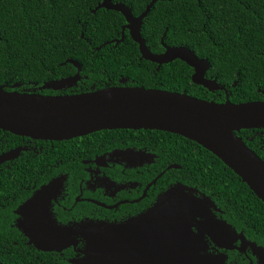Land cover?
<instances>
[{
	"label": "trees",
	"instance_id": "16d2710c",
	"mask_svg": "<svg viewBox=\"0 0 264 264\" xmlns=\"http://www.w3.org/2000/svg\"><path fill=\"white\" fill-rule=\"evenodd\" d=\"M151 1L112 0L114 4L129 7L136 17ZM101 2L0 0V87L8 91L70 95L109 87L140 86L224 102V91H210L193 83V69L185 62L175 60L158 70L157 64L141 59L139 46L128 30H125L123 42L107 44L98 50L106 42L120 40L126 25L119 12L99 9L94 13ZM141 34L154 54L165 51L163 39L166 46H186L199 58L208 59L211 67L206 77L217 79L225 86L232 103L264 100V0L158 1L144 19ZM74 60L80 63L81 72L73 87L60 91L39 90L47 82L75 76L78 69L71 62ZM124 78L126 82L121 84ZM243 131L237 135L242 137ZM245 132L250 134L251 130ZM155 133L159 146L166 153L173 149L172 161L186 170V173L176 171L174 179L218 199L223 206L235 211L236 225L245 231L251 230L252 236L255 233L263 236L259 243L264 245V203L241 178L195 142L176 134ZM104 134L101 131L88 137L54 141L46 147L44 142H39L45 148L43 152L31 153L28 158H24V154L11 164L10 171L5 169L0 173L2 263L77 264L79 254L68 262L62 258L56 262L29 248L31 245L28 247L20 240L25 237L29 242L15 226L13 210L30 195L25 189L26 180H30L31 185H40L51 177L52 174H46L52 168L53 175L58 172L66 181V174L79 161L75 152L82 143L101 142ZM0 135L5 139L8 136L9 140H22L2 130ZM247 144L251 147L249 142ZM17 148L21 153L28 151L23 146ZM252 150L260 156L254 148ZM164 159L166 155L163 154L158 164L164 165ZM38 170H43V175L37 174ZM72 255L71 251L65 253L66 257Z\"/></svg>",
	"mask_w": 264,
	"mask_h": 264
},
{
	"label": "water",
	"instance_id": "95a60500",
	"mask_svg": "<svg viewBox=\"0 0 264 264\" xmlns=\"http://www.w3.org/2000/svg\"><path fill=\"white\" fill-rule=\"evenodd\" d=\"M158 1L152 0L138 17L122 3L102 0L93 11L121 13L125 30L139 46L141 59L158 65L175 60L193 69L192 81L210 91H224L217 79L206 77L211 64L186 46H166L161 54L152 53L141 30L144 19ZM75 76L45 83L39 88L56 91L73 87L80 79L81 65ZM264 128V100L245 103L207 101L186 93L143 87H109L70 95H45L37 92L8 91L0 87V130L15 136L43 141H68L103 130H158L182 136L219 158L264 203V161L252 151L237 132ZM17 151L0 155V163L15 158ZM64 176L43 186L16 211L21 217L15 226L28 238V244L43 252H62L86 242L77 264H222L212 255L201 256L196 242H202L191 228L192 221L207 216L204 204L211 199L184 184L170 187L148 213L122 224L82 222L75 228L61 226L49 218V202L56 195ZM62 184H60L61 187ZM55 191L53 194L52 192ZM207 198V200H206ZM210 199V200H208ZM199 229L200 225H198ZM203 230V229H202ZM205 233L207 232L204 230ZM209 233V232H207ZM221 234L218 230L213 235ZM77 237V239L75 238ZM261 259L264 252H260ZM74 263V261H73ZM0 264H4L0 261Z\"/></svg>",
	"mask_w": 264,
	"mask_h": 264
},
{
	"label": "flooded vegetation",
	"instance_id": "af4514ba",
	"mask_svg": "<svg viewBox=\"0 0 264 264\" xmlns=\"http://www.w3.org/2000/svg\"><path fill=\"white\" fill-rule=\"evenodd\" d=\"M125 82V78L120 80L121 84ZM227 99H229L228 91L225 92L224 102ZM246 130H251L250 134L246 133ZM155 131L158 130H103L105 132L103 141L96 144H94L96 140H89L91 144L83 142L79 151L75 152L76 155H79V161H76L75 165L72 166L73 170L66 174L68 179L60 183L62 184L61 187L59 184L57 193L52 192L56 195H53L49 202V218H53L58 225L71 228H75L77 224L82 222L122 224L148 213L156 206L161 195L173 185L184 184L174 177L177 175L176 171L186 173V170L181 164L172 161L173 149L166 153L159 146ZM92 134L82 137H88ZM238 137L245 138L246 140L243 138L242 140L246 145L248 146L247 142H249L251 147L260 153L261 157L257 155L264 161V128L244 129L242 137ZM39 142H44L46 147L54 141L34 140L27 137H22V140L18 141L9 140L8 136L5 139L4 136L0 135V155L17 151L15 158L0 163V173L5 169L10 171L11 164L22 158L24 154H26L24 158H28L31 153L43 152L45 148L43 149V145H40ZM20 146L27 148L28 151L21 153L17 148ZM251 147L249 148L252 150ZM163 154L166 155L164 165L158 164ZM54 171L52 168L49 172L46 171L48 172L46 175H52L40 185L37 183L31 185L30 180H26L25 189L30 192V195L18 205L19 208L43 186L63 176L58 172L53 175ZM40 173L43 175L44 171L38 170L37 174ZM203 193L198 191L199 195ZM207 197L211 199H208L211 201L209 205L204 204L208 215L197 218L199 224L192 221L191 225L198 239L203 236V244L196 242V248L203 247L205 251H199L198 254L218 257L222 264H264V258L261 259L260 254V252H264V245L259 243L262 242L263 236L259 235V238L258 233L252 236L251 230L245 231V229L239 228L235 221L237 216L235 211L223 206L218 199H213L210 195ZM17 208L13 210L16 215L15 224L21 217L16 213L19 209ZM198 225L203 230L199 229ZM215 229L221 234L214 236L213 231ZM204 230L209 233H205ZM75 238L77 239V237ZM20 240L28 246V240L25 237ZM78 241L76 249L70 247L58 253L57 251L43 252L33 246L28 247L37 250L36 252L43 258L55 259L56 262L62 258L68 262L77 254H79V258L82 257L81 252L85 249L86 242L80 237H78ZM67 251H71L73 255L66 257Z\"/></svg>",
	"mask_w": 264,
	"mask_h": 264
}]
</instances>
